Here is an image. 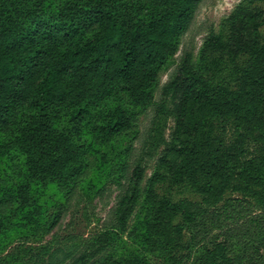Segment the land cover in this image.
Returning <instances> with one entry per match:
<instances>
[{"label": "trees", "instance_id": "obj_1", "mask_svg": "<svg viewBox=\"0 0 264 264\" xmlns=\"http://www.w3.org/2000/svg\"><path fill=\"white\" fill-rule=\"evenodd\" d=\"M198 1L152 0L143 12L139 0H89L73 2L75 10L55 12L45 8L46 0H0V133L10 139L14 128L21 130L10 144L24 165L16 192L20 203H29L36 180L59 179L66 192L77 184L87 150L75 145L76 134L71 137L67 128L93 121L94 110L115 96L143 102L176 52ZM254 2L236 6L222 21L225 35L211 31L203 44L204 53H221L233 62L251 54L242 86L212 87L187 54L164 87L177 100L167 149L176 159L163 157L161 165L201 199L154 202L145 225L160 264H264V215L247 216L250 203L226 198L228 191L257 193L264 204L263 192L253 190L256 183L264 188V173L255 165L264 166V12L252 8ZM59 120L66 128L54 135ZM215 122L220 132L211 134ZM131 125L130 110L115 105L94 128L107 137ZM132 177L139 182L143 169L135 167ZM163 177L155 173L150 180L152 200ZM137 199L136 190L123 197L122 227ZM100 250L73 264H86Z\"/></svg>", "mask_w": 264, "mask_h": 264}, {"label": "rangeland", "instance_id": "obj_2", "mask_svg": "<svg viewBox=\"0 0 264 264\" xmlns=\"http://www.w3.org/2000/svg\"><path fill=\"white\" fill-rule=\"evenodd\" d=\"M76 1L89 0H46L45 8L55 12L70 11V7L75 10L73 2ZM150 1L139 0L143 12H147ZM240 4L249 5L248 0H199L186 29L177 39L176 52L162 68L143 102L138 105L125 103L120 99L122 95L115 96L94 110L93 121L86 123L85 120L82 126L72 124L67 128L73 132L71 137L76 134L75 145L86 147L88 160L77 184L67 189L69 192L60 189L59 179L57 182L36 180L31 184L29 203H20L16 192L23 182L24 165L17 148L10 144L15 133L20 135L21 130L14 128L10 139L3 138L0 133V264H73L80 255L94 253L99 248L101 250L90 256L86 264L115 261L160 264L156 258L158 250L148 241L145 225L154 202L162 198L201 199L186 181L174 180L169 170L161 165L163 157L176 159L167 149L176 126L177 100L166 95L164 87L174 78L187 54L191 55L194 69L203 73L212 87L236 89L242 86L245 82L243 72L251 63V54H240L233 62L221 53L203 52V44L211 31L225 35L222 21ZM250 6L264 12V0H255ZM260 33L263 39L264 24ZM115 105L130 110L132 125L105 137L94 126L103 124ZM63 123V120L55 123L54 135L66 128ZM220 128L218 124L210 133L218 134ZM255 165L263 174L264 166ZM137 166L143 169L139 182L132 177ZM155 173L164 177L155 183L152 194L155 200H152L148 187ZM60 175L58 172L56 176ZM133 190L138 192V199L130 206L122 227L120 218L125 215L126 205L121 201ZM253 190L264 194L260 183H256ZM257 196V193L243 195L228 191L226 198L243 197L250 203L247 216H263L264 204L257 201ZM189 237L188 234L186 239L190 240ZM261 252L264 254V247Z\"/></svg>", "mask_w": 264, "mask_h": 264}]
</instances>
